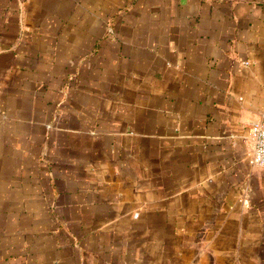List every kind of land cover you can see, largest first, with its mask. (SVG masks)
I'll use <instances>...</instances> for the list:
<instances>
[{"label": "crops", "instance_id": "crops-1", "mask_svg": "<svg viewBox=\"0 0 264 264\" xmlns=\"http://www.w3.org/2000/svg\"><path fill=\"white\" fill-rule=\"evenodd\" d=\"M262 116L264 0H0V264H264Z\"/></svg>", "mask_w": 264, "mask_h": 264}, {"label": "built area", "instance_id": "built-area-1", "mask_svg": "<svg viewBox=\"0 0 264 264\" xmlns=\"http://www.w3.org/2000/svg\"><path fill=\"white\" fill-rule=\"evenodd\" d=\"M250 136L252 151L249 163L264 169V116L251 124Z\"/></svg>", "mask_w": 264, "mask_h": 264}]
</instances>
